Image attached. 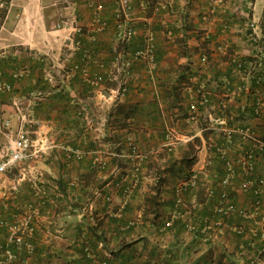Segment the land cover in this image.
Here are the masks:
<instances>
[{
    "label": "crops",
    "instance_id": "crops-1",
    "mask_svg": "<svg viewBox=\"0 0 264 264\" xmlns=\"http://www.w3.org/2000/svg\"><path fill=\"white\" fill-rule=\"evenodd\" d=\"M0 3V80L12 86L0 93V154L21 123L15 101L31 139L48 146L0 179V216L31 218L34 250L21 264H264L258 240L234 232L239 218L203 224L220 191L219 145L232 159L253 151L250 178L263 173L264 0H129L128 41L118 0ZM146 36L153 72L131 61L118 74ZM249 56L257 62L242 75L233 59ZM83 68L103 75L100 86ZM131 145L146 156L136 171ZM248 195L229 199L249 208Z\"/></svg>",
    "mask_w": 264,
    "mask_h": 264
},
{
    "label": "built area",
    "instance_id": "built-area-1",
    "mask_svg": "<svg viewBox=\"0 0 264 264\" xmlns=\"http://www.w3.org/2000/svg\"><path fill=\"white\" fill-rule=\"evenodd\" d=\"M119 10L116 14L117 28L119 30L117 36L122 41H128L133 34V27L127 22L130 12L129 0H118ZM1 5V3H0ZM249 39L258 47V38L252 33ZM202 60H205L202 58ZM142 62L145 64L147 70L152 73L155 69V51L154 43L149 36H146L138 49L132 53L130 61H124L118 68V74L121 76L128 74L130 62ZM235 67L237 70L241 68V64L237 60ZM255 65L248 71H253ZM247 73V74H248ZM87 82L92 87H98L103 82V75L98 73L90 74L86 68H83ZM12 86L3 80H0V93L11 92ZM126 82L120 81L118 85V95L123 96L126 92ZM16 113L19 115L21 123L15 132V135L9 139L7 146L0 154V179L10 173L14 167L24 161H28L37 157L48 149L47 145L36 143L31 139L29 132L25 129L26 113L19 101L14 102ZM32 106H29L31 108ZM194 110V107H191ZM254 114H258L259 109H254ZM219 124L223 123L218 121ZM229 130L223 131L224 138L230 137ZM240 138L245 141L254 142L255 137L246 130L238 132ZM262 149H264V142H259ZM129 156L134 161V170L136 171L146 156L140 153L135 145H131L129 149ZM75 158L81 156L78 150H71ZM216 156L223 165L222 174L217 180V186L220 191L216 196V201L211 207L210 214L203 218V224L207 229L218 228L221 229L224 222L231 217L239 218L243 224L234 226V232L242 238L253 237L262 245V249L257 252V255L264 253V209H263V195L264 189V168L261 176L256 179H251L254 172L255 154L253 151H247L235 159L228 156V149L225 144H221L216 148ZM236 167L240 172V179L234 182ZM237 192L249 194V208L237 207L230 202V196ZM128 194V188H125L123 195ZM212 190L209 189L208 196L211 197ZM30 216L25 217L22 222L17 217L7 219L0 216V230L5 232L4 237L0 238V264H21L20 255H31L34 247L31 241L33 236V227L31 225ZM193 229V228H192ZM204 230V229H203ZM256 264V260L252 261ZM101 264H106L102 262ZM259 264V263H257Z\"/></svg>",
    "mask_w": 264,
    "mask_h": 264
},
{
    "label": "trees",
    "instance_id": "trees-1",
    "mask_svg": "<svg viewBox=\"0 0 264 264\" xmlns=\"http://www.w3.org/2000/svg\"><path fill=\"white\" fill-rule=\"evenodd\" d=\"M249 39V38H248ZM249 42L254 46H256V44H254L250 39H249ZM256 56V55H255ZM157 59V58H156ZM234 61L235 60H237L238 61V63H240L241 64V68H240V70L238 69L237 70V68L235 67V62L233 61V66H234V68L240 73V74H242V75H246L247 73H248V71L255 65V62H257V58L255 59V57H247L245 60H240V59H233ZM126 89H127V87H126ZM126 92H127V90H126ZM125 92V93H126ZM124 93V94H125ZM129 152L130 151H128V153L126 154V155H124V153H122V152H120V151H118L117 153L118 154H116V156H121L122 157V155H124V156H127V155H129ZM140 152V151H139ZM141 153V152H140ZM121 157H119V159H125V158H121ZM126 158H128V157H126ZM145 160V159H144ZM143 160V161H144ZM141 163V162H140Z\"/></svg>",
    "mask_w": 264,
    "mask_h": 264
}]
</instances>
